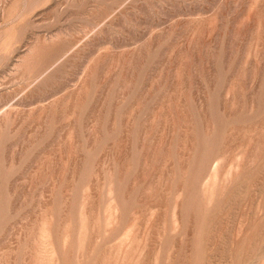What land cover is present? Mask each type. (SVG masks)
I'll return each instance as SVG.
<instances>
[{
    "label": "rangeland",
    "instance_id": "obj_1",
    "mask_svg": "<svg viewBox=\"0 0 264 264\" xmlns=\"http://www.w3.org/2000/svg\"><path fill=\"white\" fill-rule=\"evenodd\" d=\"M0 264H264V0H0Z\"/></svg>",
    "mask_w": 264,
    "mask_h": 264
}]
</instances>
